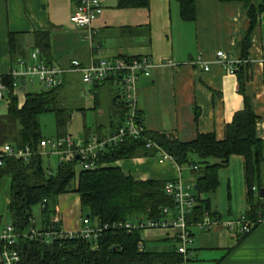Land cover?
<instances>
[{"label": "crops", "instance_id": "crops-1", "mask_svg": "<svg viewBox=\"0 0 264 264\" xmlns=\"http://www.w3.org/2000/svg\"><path fill=\"white\" fill-rule=\"evenodd\" d=\"M71 4L72 0H0V77H10L12 70L21 73L22 69L15 64L17 58L31 63L27 60L29 52L35 50L31 35L38 32L46 34L47 42L45 52H37V59L59 69H67L71 61L87 67L97 60L145 57L153 66L147 76L137 77L133 96L146 133L169 134L180 142H188L196 134L211 133L215 141H220L224 134L223 126L243 105L237 92L236 75L227 73L215 62L214 53L221 51L225 60L241 61L236 68L246 66L249 77L242 84V94L248 99L256 117L253 121L254 136L264 140V9L249 30L247 63H243L238 57L237 43L244 34L247 20L243 5L234 0H193L191 21L180 19L176 0H146L143 7H117L116 0H99L102 10L90 22L88 30L69 22ZM9 49H12L13 56ZM165 61L176 65L164 66ZM193 61H200L202 65L194 67ZM201 66H207V71H201ZM32 80L22 73L14 79L12 94L16 97L17 108L22 105L29 85H34ZM60 81L56 89V107L68 110L64 126L72 114L82 118L79 137L103 136L120 123L122 106L113 79L85 85L77 73L67 71L60 76ZM5 94L3 89L4 97ZM75 96L78 101L88 98L90 105L86 108L75 106L73 110L68 108L65 103L73 101ZM86 113L94 116L90 129L85 128L83 115ZM4 114L5 102L0 100V115ZM228 158L225 167L240 163L241 170V157ZM113 166L134 181L157 180L164 183L178 178L183 183L192 184L186 171L179 174L172 162L159 161L154 153L113 160L104 167ZM221 169L216 171V181ZM206 196L198 193L199 200L207 202L208 210L214 212L218 220L227 217L232 220L241 214L232 215L228 208L224 214H219L208 205ZM79 209L73 192L54 198L53 217L64 231L78 228ZM4 223L7 221L0 226ZM191 234L193 244L188 263L264 264V223L258 224L239 242L221 226L206 233L192 229ZM146 243L166 247L146 252L174 255L173 238L165 231L146 232L142 251L146 250Z\"/></svg>", "mask_w": 264, "mask_h": 264}, {"label": "trees", "instance_id": "trees-1", "mask_svg": "<svg viewBox=\"0 0 264 264\" xmlns=\"http://www.w3.org/2000/svg\"><path fill=\"white\" fill-rule=\"evenodd\" d=\"M234 1L243 5L247 20L244 34L237 43L239 59L246 60L247 36L251 27L258 21L259 13L264 9V0ZM176 2L179 6L180 19L193 20V0H176ZM145 5L146 0H116L117 7ZM31 36L33 47L43 54L47 42L46 34L38 32L32 33ZM9 54L13 56L12 49H9ZM245 67L237 66L233 73L236 75L237 92L241 95L243 105L240 110L232 114L229 123L223 126L224 134L220 141H215L211 133L196 134L188 142H180L169 134L147 133L146 137L171 158L179 174L184 170L191 176V185L196 187L192 191L194 196H198V193L212 194L217 188L216 171L225 167L229 156L241 157L242 180L246 188L243 213L245 218L253 220L255 216L264 218L263 201L249 191L253 183L257 185L258 169L264 160V140H258L254 136L253 121L256 117L252 114L248 99L242 94V84L249 77ZM0 84L6 91L4 100L6 114L0 115V148L1 145L27 146L34 153L26 162L8 158L4 159L0 166V180L2 177L8 180L7 223H10L15 231L22 232L29 227L31 206H38L42 200H44V208L39 210L40 226L48 224V218L53 215L54 198L59 194L73 192L77 197L81 217L86 216L90 222L98 221V223H111L126 218L135 220L144 217L157 218L161 207L171 206L169 198L163 194V182L134 181L129 176H123L114 166L104 167L113 160L153 153V150L141 148V142L138 141L126 139L112 151L99 155L96 163H101L103 166L89 171H79L72 187H69V183L74 179V167L77 165L72 155L66 156L61 163L56 164L57 168L53 175H49V171H43L39 156L35 154L37 142L41 140L36 117L41 113H51L55 123V137H62L61 130L65 125L68 110L56 107L58 87L47 91L40 90L37 93L26 92L22 105L17 108L16 97L12 94V79L2 76ZM96 136L102 137V135ZM85 138L87 137L84 136ZM191 165L194 166V170L189 169ZM258 189L260 188L256 191ZM195 201L196 205L192 208L189 218L190 223L198 221L203 214L211 218L215 217L214 212L208 210L206 201L198 199ZM47 206L51 208L48 209ZM256 226L253 225V228L245 234H236L235 240L239 242ZM138 235L136 231L130 234L122 231L102 233L96 239L95 250H90L89 242L77 238L60 241L59 245L35 244L18 238L14 249L19 258L18 264H179L181 261L179 256L172 253L146 252V250L136 252L135 242Z\"/></svg>", "mask_w": 264, "mask_h": 264}, {"label": "built area", "instance_id": "built-area-1", "mask_svg": "<svg viewBox=\"0 0 264 264\" xmlns=\"http://www.w3.org/2000/svg\"><path fill=\"white\" fill-rule=\"evenodd\" d=\"M99 0H72L71 13H69V22L77 27L88 30L90 22L97 18L101 12ZM36 50L29 52L28 61L26 63L21 59H15V64L19 69H22V75L28 78H34L39 83L42 91L59 87L61 84L60 76L64 73L74 72L79 76V80L85 85L92 83H100L107 78L113 79L119 93V104L123 107L121 114V122L114 128L110 129L101 138L94 134L73 139L71 137H56L54 140H44L43 138L37 142L36 152L39 156V151L48 149L49 153L56 159V164L61 163L66 156H76V164L79 165V171H89L96 167L103 166L96 163V159L103 153L112 151L114 147L121 144L124 140L141 142V148L144 150H153L154 155L159 161H167L174 163L161 149L153 144L146 136L147 133L141 125V120L137 113V108L134 103V82L139 76H147L149 70L153 66L145 57L137 58H119L114 61L97 60L94 63H89L87 67L79 66L75 61H71L67 69H59L54 66H49L37 59ZM215 62L227 73H234L236 65L241 61L225 60L222 52L214 53ZM228 62H231L228 64ZM247 63V60H242ZM194 67L202 65L200 61L194 62ZM163 65L167 67L175 66L171 61H165ZM201 71L206 72L207 66H201ZM20 72L9 73L14 85ZM12 87V86H11ZM5 89L0 84V100H5L2 95V90ZM34 154L27 146L14 147L12 145H1L0 148V166L4 159H17L26 162L29 156ZM189 169L194 170V166H189ZM192 185L181 182L180 179L164 182L162 185L163 194L167 196L171 202V206L161 207L159 217L143 218L135 220L126 218L116 220L111 223H98V221L90 222L85 217L79 218L78 228L74 231H64L59 225V221L52 216L48 218L49 223L38 228L27 227L22 232H17L13 229L10 223H4L0 226V264H18L17 251L14 249L15 241L21 240L31 241L35 244H60V241L72 239H81L89 242L90 250H95L96 239L105 232L122 231L125 234L136 231L139 233L138 239L135 242V251L142 252L143 235L148 231H165L173 238V253L181 259L179 264H185L190 260L192 246V229L197 232H210L216 226H221L229 230L230 235L245 234L253 228V225L264 223V218L254 217L253 220L245 218L243 210L241 214L232 220L220 221L216 217H209L203 214L202 218L194 223L189 222L195 199L199 200L198 196H194ZM251 194L256 196L255 187L250 190ZM44 200L38 205V208L43 209Z\"/></svg>", "mask_w": 264, "mask_h": 264}, {"label": "rangeland", "instance_id": "rangeland-1", "mask_svg": "<svg viewBox=\"0 0 264 264\" xmlns=\"http://www.w3.org/2000/svg\"><path fill=\"white\" fill-rule=\"evenodd\" d=\"M34 79V78H33ZM34 85H29L28 88V93H35L39 92L41 87L39 88L38 82L36 80H32ZM78 103V105H76ZM68 108L73 110L75 106L79 107H88L90 105L89 99L88 98H83L78 101L77 96L73 98V101H69L65 103ZM73 113V111H72ZM90 113V112H89ZM84 122H85V128H91V125L93 124L92 121H94V116L91 114L86 113L83 115ZM37 124H39L38 127V132L40 138L44 140H54L56 139L55 137V130H54V118L51 113H41L36 117ZM82 118L79 117L78 115L72 114V118L69 119V122L66 126L63 127L61 130V135L62 133L65 136L71 137L72 140L76 139L78 135L81 134L82 132ZM46 153H49L48 149L44 151H39V160H40V166H42L43 171H49V175H53L55 173V169L57 168L56 165V159L52 155H45ZM264 156V155H263ZM259 174L257 178V185L254 183L252 184L253 187H255V190L257 188H262L264 189V160L259 166ZM79 172V165H76L74 167V179H72V182L69 183V187H72L74 184V181H76V174ZM219 176L218 180L216 181V186L217 189L212 192V194H207L206 197L207 200L209 201L210 207H214L215 211L218 212L219 214H224L228 208L230 214L232 215H237L239 212H241L244 208V195H245V185H243V180H242V171L240 170V163L239 165H228V167L222 168L219 171ZM217 178V176H216ZM0 223L6 222L7 221V216H6V204L7 200L6 197L7 195V183L8 180L7 178H3L0 180ZM184 181V180H182ZM254 199L253 197H251ZM50 206V205H49ZM48 207V206H47ZM51 207H48V209ZM76 208L74 207V210ZM40 208L38 206H31V209L29 211L30 215V225L36 229L39 227V220H40V214H39ZM221 214V215H222ZM81 214L79 213V218H81ZM228 219H220V221H226ZM231 219V218H230ZM146 251H154L160 248H166L162 247L160 245H152L151 243H146ZM185 264H197V263H188L186 262Z\"/></svg>", "mask_w": 264, "mask_h": 264}, {"label": "water", "instance_id": "water-1", "mask_svg": "<svg viewBox=\"0 0 264 264\" xmlns=\"http://www.w3.org/2000/svg\"><path fill=\"white\" fill-rule=\"evenodd\" d=\"M73 159L76 160L77 157L74 156ZM191 187H192L193 190L196 189V187H195L194 185H192ZM256 196H257V199L263 201V200H264V190H263L262 188L258 189V190L256 191ZM85 218H86V216H85Z\"/></svg>", "mask_w": 264, "mask_h": 264}]
</instances>
